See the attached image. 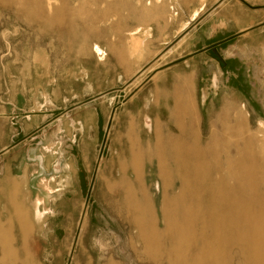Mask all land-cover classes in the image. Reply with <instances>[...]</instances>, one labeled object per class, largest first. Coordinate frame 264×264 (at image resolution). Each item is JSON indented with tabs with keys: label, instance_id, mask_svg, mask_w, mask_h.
Here are the masks:
<instances>
[{
	"label": "rangeland",
	"instance_id": "obj_1",
	"mask_svg": "<svg viewBox=\"0 0 264 264\" xmlns=\"http://www.w3.org/2000/svg\"><path fill=\"white\" fill-rule=\"evenodd\" d=\"M216 1L199 0L200 9ZM176 11L172 0H0V148L12 137L20 158L34 151L42 165H65L73 180L69 191L47 192L53 202L46 208L43 198L31 202L17 185H0V196L8 197L0 204L11 205L0 207V264H248L259 258L234 254L223 233L215 238L205 204L192 203L198 209L188 225L192 238L177 250L169 234L180 224L171 189L177 174L146 152L154 150L157 126L179 136L173 81L158 75L167 65L151 59L166 53V62L183 48L177 36L160 46L154 37L160 25L171 27ZM194 67L220 74L186 86L199 146L214 133L264 171L263 49L231 78L218 65ZM224 112L243 121L241 130L225 133ZM130 135L140 143L137 163ZM60 175L53 167L44 180L59 189L66 179ZM255 181L261 194L263 179ZM256 205L264 210L263 200ZM154 233L161 237L153 253L145 237Z\"/></svg>",
	"mask_w": 264,
	"mask_h": 264
},
{
	"label": "bare ground",
	"instance_id": "obj_2",
	"mask_svg": "<svg viewBox=\"0 0 264 264\" xmlns=\"http://www.w3.org/2000/svg\"><path fill=\"white\" fill-rule=\"evenodd\" d=\"M186 86L189 87V84L184 80L172 110L180 122L179 136L173 138L164 135L161 127L157 126L154 129V150L146 152L148 158L155 156L158 161H168L167 166L177 174L178 185L171 189L177 190L174 199H177L181 207L177 217L181 225L175 230L172 227L168 229L177 243L174 248L177 250L184 240L192 238L188 225L198 214V209L195 211L192 207L195 202L198 207L203 204L209 206L207 218L213 225L211 232L215 238L223 233L224 241L229 249L235 251L234 254L251 255L255 252L259 258L251 257L248 264H264V210L256 205L257 201H264V171L240 151L232 153L228 142L225 139L219 140L214 133H211L204 147L199 146L198 138L191 130L192 116L187 114L185 108L184 100L188 97ZM227 113L224 112L220 118L225 133L241 130L243 121L237 117L231 120ZM130 139L131 160L137 163L140 143L131 135ZM160 149H166L168 154L162 155ZM257 178L263 179L261 194L257 193L255 186ZM159 237L156 233L152 237H145L150 252H156L155 240ZM247 238L255 241L247 243ZM0 239L5 240L1 229ZM232 256L230 254L229 259ZM209 264L220 263L218 260H210Z\"/></svg>",
	"mask_w": 264,
	"mask_h": 264
},
{
	"label": "crops",
	"instance_id": "obj_3",
	"mask_svg": "<svg viewBox=\"0 0 264 264\" xmlns=\"http://www.w3.org/2000/svg\"><path fill=\"white\" fill-rule=\"evenodd\" d=\"M172 1L175 9L178 10L176 11L177 19L172 22L167 20L171 27L165 24L160 25L166 28H161V35L157 34L154 37L156 41L158 39L157 46H160L164 43L163 40L174 39L177 36L179 41H182L183 48L175 57L166 62L161 61L163 57L167 58L166 53H158L151 59L157 58V62L167 65L158 72V75L160 77L163 75V80L169 77L173 81L174 104L184 80L188 82L189 87L191 84L194 85L196 80L207 79L212 82L218 80L220 75L218 72L211 74L200 72L197 67H194L196 64L218 65L222 71L221 74H226L231 78L235 75L234 71L242 70L243 66L251 63V56L259 52V48L264 51V0H217L205 10L200 9L199 0H190L188 5L184 4V0ZM179 19L182 21L178 24ZM152 27L154 32L158 33L156 26L150 25L151 31ZM180 66L182 69L179 68ZM11 139L12 137L10 140L7 138L9 141H6V145L0 148V155H2L0 157V185H17L20 190L18 192L22 193L24 190L25 194L30 196L31 202L37 198H43V208L49 206L51 201L53 202L52 196L47 192L70 190L73 180L71 171L69 172L65 165L61 164L63 166L60 169V166H53L47 160L42 165L41 162L34 160L36 152L32 150L30 156L27 155V150L26 156L20 158L18 152L20 150L15 147L17 142L9 143ZM53 167L54 170L61 171L60 176L66 178L63 180V185L59 184L62 188H52L49 184L56 186L57 183L51 178L44 180L46 172L49 175ZM42 181L45 183L46 190L41 186ZM3 198L8 201V197L0 196V203L4 200ZM0 207H11V205L0 204ZM29 207L33 208V205Z\"/></svg>",
	"mask_w": 264,
	"mask_h": 264
}]
</instances>
